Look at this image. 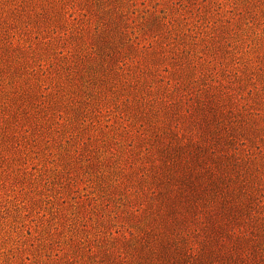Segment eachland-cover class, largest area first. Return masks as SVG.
Here are the masks:
<instances>
[{"label": "trees", "instance_id": "1", "mask_svg": "<svg viewBox=\"0 0 264 264\" xmlns=\"http://www.w3.org/2000/svg\"><path fill=\"white\" fill-rule=\"evenodd\" d=\"M29 1L46 6L24 0L3 10L0 77L22 71L23 84L18 80L8 90V103L22 110L48 103L56 111L66 95L62 81L56 89L29 87V48L42 56L25 36L34 24L56 34L70 24L72 7L92 0H47L32 25L24 11ZM13 24L20 32L11 31ZM153 25L156 43L128 38L119 50L104 38L99 61L88 46L75 49L77 67L67 75L84 79L81 85L95 96V109H87L94 114L91 136L100 138L94 145L104 155L99 161L114 168L105 206L116 200L119 221L92 245L75 241L64 263L264 264V57L250 69L239 58L234 62L229 43L198 48L170 37L166 21ZM72 27L56 37L76 32L84 43ZM44 38L45 51L56 48ZM73 106L75 116L86 113L85 106ZM11 122L0 134V155L4 147L21 145L19 122Z\"/></svg>", "mask_w": 264, "mask_h": 264}, {"label": "rangeland", "instance_id": "2", "mask_svg": "<svg viewBox=\"0 0 264 264\" xmlns=\"http://www.w3.org/2000/svg\"><path fill=\"white\" fill-rule=\"evenodd\" d=\"M19 1L24 0H0V26H5L4 8L10 10ZM43 2L46 6L24 4V11L32 14L31 25L39 18L34 14L48 7V1ZM70 12V24L57 28L56 34L41 33L39 27H44L34 24L25 36L42 56L29 48V87L44 83L56 89L62 81L61 92L66 95L58 110L47 109L48 103L18 109L6 100L22 71L14 78L0 77V134L10 119L12 124L19 122L21 136V145L4 147L0 155V264H67L66 253L74 251L75 241L92 245L95 238L118 228L119 220L113 217L118 203L112 200L110 207L105 206V185L113 184L114 168L99 161L103 154L94 145L100 138L91 136L94 114L87 109H95V96L81 85L84 79L67 75L76 70L77 47L88 46L99 61L98 47L104 38L111 37L119 50L128 47V38L156 43L153 24L166 21L170 37L178 36L180 42H196L198 48L214 40L229 43L234 62L239 58L250 69L264 57V0H92L89 5H75ZM69 27L81 31L84 43L75 37L76 32L71 38L70 33L61 40L56 37ZM11 31L20 32L14 24ZM45 36L55 49H43ZM71 95L73 104L85 106L86 113L80 107L81 115L75 116Z\"/></svg>", "mask_w": 264, "mask_h": 264}]
</instances>
